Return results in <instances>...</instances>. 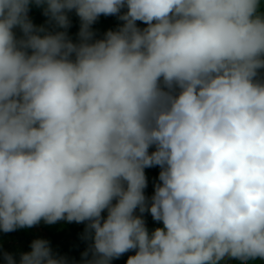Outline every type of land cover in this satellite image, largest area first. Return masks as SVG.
<instances>
[{"label":"clouds","instance_id":"1","mask_svg":"<svg viewBox=\"0 0 264 264\" xmlns=\"http://www.w3.org/2000/svg\"><path fill=\"white\" fill-rule=\"evenodd\" d=\"M59 221L5 264L264 261V0H0V232Z\"/></svg>","mask_w":264,"mask_h":264},{"label":"trees","instance_id":"2","mask_svg":"<svg viewBox=\"0 0 264 264\" xmlns=\"http://www.w3.org/2000/svg\"><path fill=\"white\" fill-rule=\"evenodd\" d=\"M70 19L72 21V27L68 32L78 30L79 19L74 13H70ZM30 18H36L37 26L45 23L46 18L42 15V10L36 7H32L29 13ZM120 24L115 16L104 17L101 16L97 22L92 25V28L99 29L96 33L95 39H102L103 35L108 30H115ZM138 26L144 27L145 25L138 22ZM18 31V30H14ZM78 42V41H76ZM74 42V43H76ZM154 149H150L152 151ZM160 169L158 167L145 169V174L148 180V186L145 189V195L150 197L153 194V185L157 182L158 174ZM106 215V213H104ZM144 219L146 220V226L149 231L154 230L156 227H162V224L154 222L150 214H145ZM85 225L77 223H67L66 221H59L53 225H46L41 222L39 225L32 228L18 229L11 233L0 232V250L12 253L15 258L19 259L20 252L30 251V243L33 239L42 238L50 242V246L55 253L66 256L69 260L80 261L81 253L86 250L88 242L82 239ZM67 234L70 236L67 237ZM15 243L19 246L15 249L9 246V243ZM134 251L124 254L119 259L113 260L111 264H126L128 256L134 255ZM0 264H5L2 256H0ZM233 264H241V262L233 260Z\"/></svg>","mask_w":264,"mask_h":264},{"label":"rangeland","instance_id":"3","mask_svg":"<svg viewBox=\"0 0 264 264\" xmlns=\"http://www.w3.org/2000/svg\"><path fill=\"white\" fill-rule=\"evenodd\" d=\"M32 19V21H33V23L35 24V25H37L36 24V18H31ZM76 27H78L79 28V26H76ZM92 30L95 32V33H98L99 32V29H96V28H92ZM78 33V30H75V31H70L69 32V35H70V37L72 38V40H73V42H76V41H78L77 40V36H76V34ZM68 236H70V234H67V237ZM9 246H12V247H14L15 249H18L19 248V246L17 245V244H15V243H9ZM52 250H54V249H52ZM120 264H124V263H120Z\"/></svg>","mask_w":264,"mask_h":264},{"label":"crops","instance_id":"4","mask_svg":"<svg viewBox=\"0 0 264 264\" xmlns=\"http://www.w3.org/2000/svg\"><path fill=\"white\" fill-rule=\"evenodd\" d=\"M221 264H233V260H227L226 262H221ZM248 264H264V261L261 260L249 261Z\"/></svg>","mask_w":264,"mask_h":264}]
</instances>
